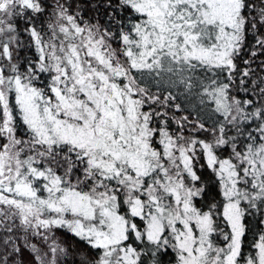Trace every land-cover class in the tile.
<instances>
[{"label": "snow or ice", "instance_id": "6c2138e0", "mask_svg": "<svg viewBox=\"0 0 264 264\" xmlns=\"http://www.w3.org/2000/svg\"><path fill=\"white\" fill-rule=\"evenodd\" d=\"M0 264H264V0H0Z\"/></svg>", "mask_w": 264, "mask_h": 264}]
</instances>
